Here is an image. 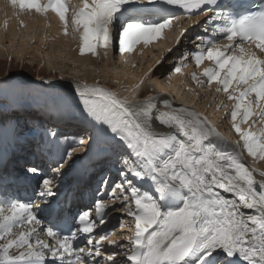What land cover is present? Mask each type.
<instances>
[{"label": "snow or ice", "instance_id": "snow-or-ice-1", "mask_svg": "<svg viewBox=\"0 0 264 264\" xmlns=\"http://www.w3.org/2000/svg\"><path fill=\"white\" fill-rule=\"evenodd\" d=\"M9 2L20 12L54 13L62 35L68 36L70 27L79 33L80 55L94 57L98 48L107 57L114 43L121 55L131 54L138 44L147 47L182 16L208 17L205 31L228 43L221 48L217 40L198 35L199 51L191 53L192 59L197 68L205 60L214 63L201 75L207 86L215 83L216 92L234 101V131L250 157L264 160V6L254 8L246 0H82L69 22L66 0ZM180 37L186 38L183 30ZM185 66L182 62L175 72L180 74ZM192 79L198 80L195 73ZM76 93L87 116L100 127L88 151L100 158L111 153L119 180L102 176L93 209L70 219L48 199L55 195L54 177L40 178L37 195L46 208H38L31 198H0V264H101L95 258L102 255L106 264H264V179L257 180L245 165L239 143L232 145L206 117L165 97L129 106L99 86L77 85ZM157 104L165 111L157 110ZM153 118L173 131L157 133ZM249 120V128H242ZM257 123L262 126L253 131ZM53 145L59 151L58 142ZM73 151L75 147L61 153L57 173L64 174L61 169ZM27 172L35 177L40 170L29 167ZM258 175L264 177V172ZM105 194L110 203L120 200L119 210L134 222L127 245H116L127 248L125 260L102 252L107 231L94 235L108 215ZM72 223L76 230L64 234V226Z\"/></svg>", "mask_w": 264, "mask_h": 264}, {"label": "bare ground", "instance_id": "bare-ground-1", "mask_svg": "<svg viewBox=\"0 0 264 264\" xmlns=\"http://www.w3.org/2000/svg\"><path fill=\"white\" fill-rule=\"evenodd\" d=\"M74 1L78 4V8L76 7L75 9L76 11L82 6V0ZM41 3H47V0H41ZM75 11H72L71 14ZM205 19H208V17L203 15L193 17L191 20L180 18L179 21H174L170 30H165L163 32L162 39L154 41L147 47H144L143 44H138L131 54L125 53L121 55L118 51V46L114 43L107 50V57L104 55L105 50L103 48H98V56L94 57L90 53L81 56L79 53V33H73L70 27L69 35H62L61 22L54 13L48 12L46 15L42 16L34 11L20 12L19 7L16 6L13 8L9 0H0V58H8L12 63L14 61H19L20 63L29 61L32 65L38 63L40 66L44 65L46 67H52L55 61L56 64L58 63L63 68L68 67L70 71V77L67 79L55 80L42 77L41 74L47 76L45 70L43 72L40 71L41 74L38 75V79L33 81H23V78L21 79L19 77L9 80L11 103L0 108L2 112L0 113V152L3 153L6 151L7 147L10 149L11 146L15 145L16 147L13 150V154L15 153L16 155L15 159L19 156V153L16 154L17 151L23 153V155L21 154L20 156L26 157L33 153L34 148L39 150L49 147L50 144H53L52 140L58 142L61 153L75 147L72 159L66 162L68 166L66 168H70L64 175L75 176L74 178L78 179L80 167L85 163L95 164L97 161V159L94 160L93 158H89L92 160L88 161L89 154L95 156L94 153L89 152L88 149L92 137H95L97 130L100 132L99 125L88 117V120L84 122L86 128L80 130L78 134L76 133V143L73 145H66V147L70 146V148L67 149L66 147L62 148L60 146V140L65 137L63 136L65 133L62 135V131L59 127H41L44 122L38 120L35 127L41 128L37 130L36 128L27 127V129H25L26 123L23 124V120L17 117L19 111H13L12 109L15 101L18 99L21 82H26V84L31 85L36 84L46 89H60L66 93L75 94L76 96H78L76 93L77 85H88L89 87L99 86L100 88L114 93L117 98L127 101L129 106L142 105L151 97H165L172 101L177 107L191 109L197 114L206 117L232 145L235 146L239 143V150L245 165L251 170H254L257 180L264 179V177L258 175L259 172H264V160H254L247 154L246 150L243 148V142L232 127L230 113L233 109L234 101H229L227 99V94L216 92L215 89L218 85L215 83L210 87L207 86L206 77L201 75L204 68H214V63L205 60L204 63L197 68L191 53L199 51V48L195 46L190 48L191 45H188V49L186 48V53L183 56L185 57V59H183L184 62L180 61L182 59L179 57H174L183 55L182 52L184 51L183 48L185 43L188 42L187 39L193 38L194 36L196 39L198 35H207V31L201 28L205 23ZM5 21H7V28L4 27ZM21 22L25 25L24 27H21ZM195 29L200 30L196 31ZM181 30L184 31V36L186 38L180 37ZM178 39H180V43H177ZM227 43V40L219 42L221 48ZM194 44L199 45L200 41L196 39L192 45ZM258 55L260 54L258 53ZM172 58L175 64L170 63V59ZM178 58L180 60L176 61ZM188 59H190V61H187ZM64 61L68 63L65 64ZM157 61H160V63H157ZM168 62L170 63L169 65ZM182 62L186 66L182 68L180 74H177L175 68L180 66ZM193 73L196 74L198 78L197 81L192 79ZM20 74L22 73L20 72ZM200 80L204 82V86L198 87L197 84ZM108 82H111V85L115 88L101 86V83L107 84ZM137 85H139L138 88L136 87ZM183 88L191 91L189 94H184ZM197 89L202 93L200 99L196 94ZM172 96L177 97L179 101L178 99L174 100ZM249 99L254 101V97H250ZM45 107V111L47 112L43 114L47 115L48 118L53 117L60 123H63L66 119L69 120L71 117V115L66 112L65 104H59L56 106L57 108L50 105ZM157 110L165 111L159 104H157ZM22 112H24L23 114L27 113L25 109ZM11 114L16 116L14 120L8 117L4 120L5 117H3V115L8 116ZM240 118L241 117H238V120ZM252 119H256V117L254 116ZM251 124L252 120H249L248 124H243L241 127L248 129ZM152 125L154 131L157 133L167 135L173 131L170 128L162 127L156 122L155 118H153ZM261 126L260 123H257L252 130L257 131ZM20 127L25 130L21 129L22 131L18 133ZM50 132H55L56 136L53 137L49 135ZM81 139L84 140L83 144L79 143ZM61 153L59 156H61ZM11 165H13V163H11ZM22 166L23 165H17L16 168L14 166V170L18 172V175L30 174L27 172L28 168ZM51 167L52 166H50V168ZM63 169H65V167ZM71 180H73V178H71ZM39 186L40 184L38 185V191ZM54 189L53 192L56 193V189L58 188ZM116 195L119 196L120 194L117 193ZM224 195L231 198L227 193ZM55 197L57 196L55 195L48 199L51 201ZM105 204L108 209L105 224L110 222V220L116 219L119 215H121V222H119L114 234L110 235L108 239L102 242V252L105 254H114L117 261L125 260L124 253H126L127 248H118L116 245H121V242H127L125 238L130 236L131 232H129V234L125 232L124 229H128L127 231L133 229L134 222L124 211L119 210L121 205L120 200H116L114 204L107 200ZM37 206L38 208L47 207L46 204L41 202L37 203ZM89 209H93V207ZM39 215L41 216L42 213ZM91 216L93 219L96 218L94 210ZM124 232L127 233L125 236H123ZM110 241H115L116 244H111ZM101 258L104 259V255H102ZM89 264H91V261ZM103 264H106L105 260Z\"/></svg>", "mask_w": 264, "mask_h": 264}, {"label": "rangeland", "instance_id": "rangeland-1", "mask_svg": "<svg viewBox=\"0 0 264 264\" xmlns=\"http://www.w3.org/2000/svg\"><path fill=\"white\" fill-rule=\"evenodd\" d=\"M66 3L68 5L69 8V13L67 14L69 22H71V18H72V11H75L76 7H77V3L74 0H66ZM78 8V7H77ZM196 31H198V29H195ZM196 34V33H195ZM195 37V36H194ZM189 38L187 39V43H185V46L183 48V55H177L174 57H179L178 59H176V61L180 60L183 61V59H185L184 54L186 53V48L188 49V45H191L190 48H192V46L197 47L196 44L192 45L194 40H196L195 38ZM190 51V50H189ZM192 56V55H191ZM173 58L170 59V63H174ZM187 61H190V59H188ZM168 62V65L170 64ZM184 62V61H183ZM65 63V61H64ZM68 62H66L65 64H67ZM52 67H46L44 65L40 66L38 63L32 65L29 61H23V62H19V61H14L13 63L8 60V58H0V108L4 107L6 104H10L11 103V89L10 86L8 84L9 80L11 79H16V78H23V81L26 80H36L38 79V75L41 74V72L46 70V74L47 76H45V74H41L42 77H45L47 79H55V80H59V79H64V78H69V68L68 67H61L58 63L56 64L54 61V64H52ZM20 72L22 74H20ZM29 78V79H28ZM4 79V80H3ZM7 79V81H6ZM201 81V80H200ZM190 82V81H189ZM24 83V84H23ZM21 82L20 84V90H19V95H18V99L15 101L14 103V107H13V111H19L17 117L21 118L23 120V124H25V129H27V127L29 128H33V129H37L38 127H35V124H37L38 120L44 122L42 124L50 127H53V122L55 123V119L53 117L48 118L47 115L43 114L47 111H45L47 105L50 106H58L59 104H65L66 105V112H68V114L71 115L70 119H72L71 121L78 126L75 130V132H80V130H82L83 128H86L85 123L86 120H88V116L86 114V112L83 109V105L81 104L80 100H79V96H76L75 94H69L66 93L65 91H62L60 89H46L45 87L36 85V84H26V82ZM108 84V85H107ZM107 84L105 83H101V86H110L112 88H115L113 85H111V82H108ZM109 88V87H108ZM184 89V88H183ZM191 90H186L184 89L183 92L184 94H189ZM196 94L198 95L199 99L202 96L201 91H199V89H197ZM172 98L174 100H177V97H173ZM179 101V99H178ZM16 104V105H15ZM57 108V107H56ZM21 109V110H20ZM24 109L26 110V114H23ZM197 110V109H196ZM22 112V113H20ZM41 112V113H39ZM0 113H2L0 111ZM24 115V116H23ZM4 120L8 118H13L12 120H14V117H16L15 115H3ZM46 117V118H45ZM53 118V119H52ZM55 120V121H53ZM26 121V122H25ZM53 121V122H52ZM52 123V124H51ZM65 123V121H63V124ZM58 125V124H57ZM23 128L20 127V131H22ZM61 131H64L65 134H67V130L69 131L70 128H68V126H62V128L60 129ZM64 133L61 132V134L63 135ZM63 136H66V135ZM76 135V133L74 134ZM27 147V146H26ZM19 153V154H18ZM16 154L18 155H23L22 152L17 151ZM16 156V155H15ZM18 158V157H17ZM13 163V162H12ZM17 167V166H16ZM23 167V166H22ZM131 226V225H130ZM128 229H124L125 232L129 233L131 232L132 235V229H130L129 231H127ZM123 233V236H125L127 233ZM130 234V233H129ZM121 245H127V242H121Z\"/></svg>", "mask_w": 264, "mask_h": 264}]
</instances>
